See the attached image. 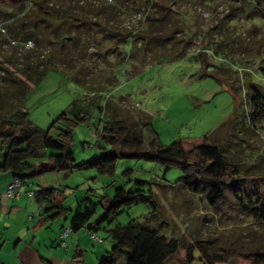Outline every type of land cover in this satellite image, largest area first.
<instances>
[{
  "label": "rangeland",
  "instance_id": "rangeland-1",
  "mask_svg": "<svg viewBox=\"0 0 264 264\" xmlns=\"http://www.w3.org/2000/svg\"><path fill=\"white\" fill-rule=\"evenodd\" d=\"M52 1L60 5L70 0ZM76 1L110 9L93 17L98 26L80 30L82 45L69 54L73 71L58 65L43 74L26 97H17L26 119L47 130L62 113L69 118L80 115L83 120L71 131L76 163L108 148L100 137L105 124L133 126L139 121L140 126L147 118L149 124L142 131L146 148L155 136L163 145L184 137H206L224 149L240 172L264 173V96L256 99L261 107L256 106L255 113L250 102L256 93L264 95V15L254 0ZM24 2L26 7L32 4ZM14 5L0 7V115L13 113V87L26 65L35 64L39 54L59 64L65 58L43 42L31 47L5 33L6 9L17 11L19 5ZM73 74L84 78V87ZM57 125L50 131L54 138L58 128H67ZM85 143L91 147L84 148ZM4 150L0 143V157ZM44 152L45 160L52 151ZM181 175L179 168L166 169L159 162L118 159L112 176L77 169L59 175L40 172L30 181L57 188L65 212L61 219L67 222L71 211L94 204L89 223L100 219L99 202L112 197L116 187L133 191L136 180L149 182L144 189L158 204L157 217L150 205L134 204L110 224L95 226L96 235L106 240L108 229L134 219L140 224L155 222L160 233L177 237L185 248L201 245L217 254L226 249L264 251V218L234 208L230 199L209 206L203 196L177 184ZM166 264L185 263L176 254Z\"/></svg>",
  "mask_w": 264,
  "mask_h": 264
},
{
  "label": "trees",
  "instance_id": "trees-1",
  "mask_svg": "<svg viewBox=\"0 0 264 264\" xmlns=\"http://www.w3.org/2000/svg\"><path fill=\"white\" fill-rule=\"evenodd\" d=\"M24 1L0 0L1 8L4 5L8 7L19 5L17 11L5 8L8 17L7 24L3 27L5 33L8 32L10 38L17 42L25 45L31 43V47H37L43 42L45 47L57 51L59 56H64L67 60L64 63V58L61 61L64 64L61 62L59 64L49 58L43 59L45 55L39 54L37 56L39 60H35L33 65H26L25 72H19L20 78L14 79L16 81L12 93L15 95V106L13 105L15 108L10 115H0V143L5 145L4 153L0 157V174L10 173L13 179H18L24 186L31 185L30 180L40 172L55 171L59 174L77 169H90L98 175L112 176L118 159L159 162L166 169L179 168L182 175L177 184L192 194L203 196L209 206L218 207L226 203V199H230L228 204L234 208L248 215L264 218V173L240 172L236 165L228 161L224 149L206 137H184L163 145L155 136L146 148L142 131L149 124L147 118L141 120L140 126L139 121L133 126L114 127L105 124L100 137L105 140L108 148H103L93 159L76 163L70 145L71 131L83 120L80 115L69 118L62 113L47 130L26 119V111L21 109L17 97L21 99L26 97L31 86L38 83L48 70L58 68V65H65L64 68L73 71L74 65L69 64L73 63L74 58L69 54L71 51H78L82 45L80 30L92 25L98 26L97 20L92 19H98L110 8L92 4L78 5L76 0L60 5L58 3L61 2L52 0H32L31 6L26 7ZM249 1L252 3L253 0ZM254 1L264 15V3L261 0ZM72 76L82 85L84 78L81 79L75 74ZM263 96L258 93L252 96L250 102L253 104L254 113L257 111L255 107L259 106L256 99H262ZM112 107L115 110V106ZM250 118L254 119L253 113ZM58 123L64 124L67 128H58L59 133L54 138L50 131L58 127ZM46 149L52 153L44 160L42 158L45 157ZM31 160L41 161L34 164ZM124 174H128V171ZM149 184L147 181L136 180V188L133 191L116 187L112 197L99 202L103 214L98 221L89 223L95 212L94 204L91 207L75 209L70 217L72 231L83 227L96 231L95 226H100L103 221L110 224L124 209L137 203L150 205L154 216L157 217L155 212L159 211L158 204L152 194L146 195L144 189ZM33 197L43 207V213L46 215L44 221L65 214L57 188L38 187ZM154 224H140L133 219L125 225L108 229L112 247L99 264H116L117 253L121 249L125 250V264H166L168 258L176 254L181 256L185 264H194L196 260L200 264H264L262 250L245 252L226 249L224 253L217 254L208 252L201 245L197 248L193 245L185 248L177 237L160 233L159 225ZM195 253L199 256H195Z\"/></svg>",
  "mask_w": 264,
  "mask_h": 264
},
{
  "label": "crops",
  "instance_id": "crops-1",
  "mask_svg": "<svg viewBox=\"0 0 264 264\" xmlns=\"http://www.w3.org/2000/svg\"><path fill=\"white\" fill-rule=\"evenodd\" d=\"M12 180L10 173L0 174L1 264H99L108 255L112 242L92 239L97 231L86 227L70 232L64 238L66 247L61 246L60 234L70 222L61 217L44 221L43 207L28 195L36 186H45L32 181L23 186L20 197L10 200L4 192ZM116 264H125V250L118 251Z\"/></svg>",
  "mask_w": 264,
  "mask_h": 264
},
{
  "label": "built area",
  "instance_id": "built-area-1",
  "mask_svg": "<svg viewBox=\"0 0 264 264\" xmlns=\"http://www.w3.org/2000/svg\"><path fill=\"white\" fill-rule=\"evenodd\" d=\"M119 87H121V84L119 85ZM84 148H88V147H91L90 144H87L85 143ZM22 188H23V184L18 180V179H13L7 186H6V189H5V192H4V195L10 199V200H13L15 198H18L22 195ZM38 189V186L35 187V189H32V190H29L28 191V195L29 196H33L35 191ZM72 232V228L70 226H67L65 227L61 234H60V237H61V242H60V245L63 246V247H66V243L64 241V238L70 233ZM91 238L94 239V240H97V241H102V238L98 237L95 233H92L91 235ZM1 264V262H0Z\"/></svg>",
  "mask_w": 264,
  "mask_h": 264
}]
</instances>
